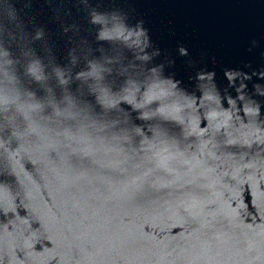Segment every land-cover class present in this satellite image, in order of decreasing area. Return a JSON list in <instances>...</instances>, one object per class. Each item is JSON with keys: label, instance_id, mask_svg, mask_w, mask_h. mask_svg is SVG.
<instances>
[{"label": "water", "instance_id": "1", "mask_svg": "<svg viewBox=\"0 0 264 264\" xmlns=\"http://www.w3.org/2000/svg\"><path fill=\"white\" fill-rule=\"evenodd\" d=\"M2 106L0 264H264V0H0Z\"/></svg>", "mask_w": 264, "mask_h": 264}, {"label": "clouds", "instance_id": "2", "mask_svg": "<svg viewBox=\"0 0 264 264\" xmlns=\"http://www.w3.org/2000/svg\"><path fill=\"white\" fill-rule=\"evenodd\" d=\"M181 51H182V54H186V50L185 49H181ZM63 82V81H62ZM8 111H9V108H8V106L7 107H4V106H2V107H0V114H2V117H3V119H5V120H7V113H8ZM141 118H144L143 116L141 117ZM12 134L14 135V133L12 132Z\"/></svg>", "mask_w": 264, "mask_h": 264}]
</instances>
